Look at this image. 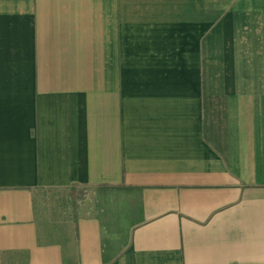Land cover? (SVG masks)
Wrapping results in <instances>:
<instances>
[{
  "label": "crops",
  "instance_id": "1",
  "mask_svg": "<svg viewBox=\"0 0 264 264\" xmlns=\"http://www.w3.org/2000/svg\"><path fill=\"white\" fill-rule=\"evenodd\" d=\"M73 187L129 200L121 252L98 214L69 247L42 240L36 192ZM16 258L264 264V0H0V264Z\"/></svg>",
  "mask_w": 264,
  "mask_h": 264
},
{
  "label": "rangeland",
  "instance_id": "2",
  "mask_svg": "<svg viewBox=\"0 0 264 264\" xmlns=\"http://www.w3.org/2000/svg\"><path fill=\"white\" fill-rule=\"evenodd\" d=\"M36 204L44 242H61L65 247L71 246L75 218L80 214H98L108 223L106 230L109 231L105 232V236L111 254L121 252L129 243L128 229L112 230L111 221L119 211H123L121 207L126 205L128 211L130 206L128 199L114 191H101L91 187H73L69 191L41 189L36 192ZM20 261L16 258L13 263L23 264Z\"/></svg>",
  "mask_w": 264,
  "mask_h": 264
},
{
  "label": "trees",
  "instance_id": "3",
  "mask_svg": "<svg viewBox=\"0 0 264 264\" xmlns=\"http://www.w3.org/2000/svg\"><path fill=\"white\" fill-rule=\"evenodd\" d=\"M101 189H106V190H108V189H110V188H115V189H123V188H126L127 189V187H125V186H123V185H118V186H112V185H106V186H101L100 187Z\"/></svg>",
  "mask_w": 264,
  "mask_h": 264
}]
</instances>
